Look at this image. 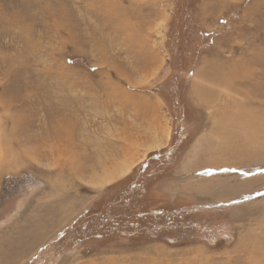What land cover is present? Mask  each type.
<instances>
[{
    "label": "rangeland",
    "instance_id": "1",
    "mask_svg": "<svg viewBox=\"0 0 264 264\" xmlns=\"http://www.w3.org/2000/svg\"><path fill=\"white\" fill-rule=\"evenodd\" d=\"M0 264H264V0H0Z\"/></svg>",
    "mask_w": 264,
    "mask_h": 264
},
{
    "label": "trees",
    "instance_id": "2",
    "mask_svg": "<svg viewBox=\"0 0 264 264\" xmlns=\"http://www.w3.org/2000/svg\"><path fill=\"white\" fill-rule=\"evenodd\" d=\"M175 83L177 84L178 91L180 92L181 82L176 81ZM160 94L162 95V97H164V98L166 97V95H164L162 93H160ZM178 130H179V128H178ZM175 144L179 145V144H181V142L177 140ZM167 148H165V149H167ZM171 148H172V151L176 154L175 148L173 146H171ZM171 148H169V149H171ZM169 149H167L166 151H161V150L155 151L154 153L149 154L147 156L146 161L143 162L142 166H140L139 171L140 172H144V171L146 172L147 170L150 169L149 170V172H150L151 170H156L158 168L157 165H159L158 163L168 157V154H166V153L169 151ZM171 152H170V154H171ZM138 187H139V185L135 180H130V186H127L126 188H127V190H129L131 192L133 189H136ZM167 206H168V209L174 210L176 212V214H173V217H176L175 220L177 222H179L182 226H187V224L190 222V219H193V217L195 215V214H191V216H190L189 212L186 211V209H188V208H186L187 206H185L183 203H175V204H171V205H167ZM177 210H179V211H177ZM87 221L91 222L92 219L87 220ZM184 234H185L186 238H188V237L199 238L200 237L199 234H196L195 232L190 233L188 231H185Z\"/></svg>",
    "mask_w": 264,
    "mask_h": 264
},
{
    "label": "crops",
    "instance_id": "3",
    "mask_svg": "<svg viewBox=\"0 0 264 264\" xmlns=\"http://www.w3.org/2000/svg\"><path fill=\"white\" fill-rule=\"evenodd\" d=\"M161 141H162V143L160 144ZM164 141H165V139L162 138V137H160L158 140H156V141L153 143V145H154V147H159L160 145L162 146V144H165ZM163 147H164V146H163ZM158 149H159V148H158ZM155 150H156V149H155ZM114 170H115V168H114ZM117 170H118V168H117Z\"/></svg>",
    "mask_w": 264,
    "mask_h": 264
}]
</instances>
